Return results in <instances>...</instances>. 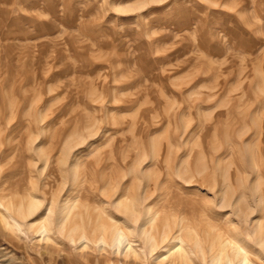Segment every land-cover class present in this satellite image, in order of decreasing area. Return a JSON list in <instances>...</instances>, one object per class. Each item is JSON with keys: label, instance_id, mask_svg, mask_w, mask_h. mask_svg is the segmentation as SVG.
Returning a JSON list of instances; mask_svg holds the SVG:
<instances>
[{"label": "rangeland", "instance_id": "obj_1", "mask_svg": "<svg viewBox=\"0 0 264 264\" xmlns=\"http://www.w3.org/2000/svg\"><path fill=\"white\" fill-rule=\"evenodd\" d=\"M31 197L0 264H127L96 228L127 234V204L172 227L152 252L128 236L137 264H180L185 228L206 241L192 264L220 234L264 264V0H0V212ZM67 201L84 228L43 240Z\"/></svg>", "mask_w": 264, "mask_h": 264}, {"label": "bare ground", "instance_id": "obj_2", "mask_svg": "<svg viewBox=\"0 0 264 264\" xmlns=\"http://www.w3.org/2000/svg\"><path fill=\"white\" fill-rule=\"evenodd\" d=\"M41 202L42 201H40L38 198L31 197L27 200V202L18 201L17 204H15L16 202H9L6 205L1 204V208H3V211L0 212V222L5 228L9 229L13 233L21 231L23 221H28L26 224L29 226H33L34 221L38 219H35L33 217H35L36 214L38 215L40 213L42 205ZM51 208L52 207L48 208V210L45 209L44 213L42 212L43 210L41 211L43 214L42 217L39 218L42 219V221H40L41 223L37 231L39 235L42 236L43 240H51L50 235L54 232V228H56L59 234H64L66 235L65 237H68L70 242H75V231H77L78 229L80 230L81 228L83 229L84 227L83 225H81V223L79 225V222L69 226V223L75 218L73 217L74 204H71L70 201H67L65 204H63L56 218L54 217L55 214L53 213V209ZM124 208L127 211L125 213L129 214V216L132 217L133 228L128 230L126 234L117 225H114L110 229L106 227L104 223H102L98 227L96 226V228H99V230L102 231L101 237H98V243L100 247L109 245V247L114 250V253H116L117 255H123L125 259H128L127 264H137L136 261L140 259L141 254L136 250V248L133 247L132 243L130 242L132 240L129 241L128 236H132L134 232H137L138 230L140 236L137 237H141V239L144 240L147 249L152 252L159 247L160 243H163L170 236H172V234L169 235L172 231V227L168 222H165L160 227H154L152 223L154 221V217L151 213H148V216L146 217L144 222L139 223V211L137 210L138 208L135 207V204L124 205ZM81 212L79 215H82ZM75 216L77 217L76 214ZM125 222H127L126 219ZM128 222L127 223L131 225V221ZM175 226L179 227L178 230H180V232H182L185 228L183 225H179L176 222ZM152 229H154V233H152ZM139 233L137 232V235H139ZM185 233L187 234L185 235V237H183V234L181 235V233L173 236V238L171 237V239H173V244L167 248V254L170 255L173 262L176 261L180 264H188L191 262L192 264L193 259H197L192 249L195 247V249L197 250L195 252H198L200 259L206 262V241L199 237L198 234L194 232V230H186L185 228ZM107 235H109V240H107L106 238ZM87 240L88 239L84 234L80 237L79 242L81 244V248L84 247L86 243H88ZM207 246L209 251L215 252V254H213L212 252L213 257L210 260V264H256L249 259L244 242L236 235L231 236V239L222 237V234L212 236ZM99 250H101V248ZM164 256H166L167 258V255ZM130 258H132V260ZM259 258H261V256Z\"/></svg>", "mask_w": 264, "mask_h": 264}]
</instances>
